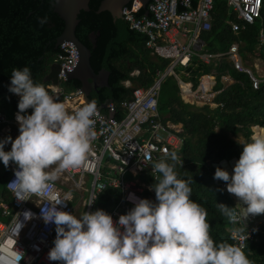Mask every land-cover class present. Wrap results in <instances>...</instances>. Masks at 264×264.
I'll return each mask as SVG.
<instances>
[{
    "label": "built area",
    "instance_id": "1",
    "mask_svg": "<svg viewBox=\"0 0 264 264\" xmlns=\"http://www.w3.org/2000/svg\"><path fill=\"white\" fill-rule=\"evenodd\" d=\"M227 1L237 12L236 20L227 21L235 33L246 29L261 16L263 0ZM143 8L140 0H132L122 9L123 19L132 30L146 36L147 48L158 58L168 60V67L165 71H156L155 80L149 87H134L131 97L126 100L119 103L107 100L102 106L95 101L97 111L93 118L95 137L91 142V154L80 168L62 172L65 182L55 180L47 192L20 193L26 200L18 199L16 165L10 163L11 173L5 181L10 200L0 199V264H60L48 259L54 246L55 225L45 224L40 216L41 208L47 206L48 195L54 194L60 201L67 197V201L58 207L77 216L85 211L103 209L114 221L134 207L132 197L154 201L151 187L140 175L145 171L156 175L152 165L165 158L166 153L175 152L181 162L184 144L183 125L165 121L159 110L162 84L168 75L176 78L185 102L212 107L219 105L215 98L224 90L216 89V86L219 67L225 62H230L232 69L239 73L248 74L253 88L258 89L264 82V71L259 74L254 66L245 64L239 42H233L225 51L206 50L202 33L211 29L214 0H198L196 5L193 0H150L146 8L148 13L139 16ZM261 41L264 42L263 34ZM60 51L58 95L66 109L74 112L93 100L82 87L68 92L61 87L62 82L69 81V73L78 65L80 51L72 41L61 43ZM195 59L214 65L211 73L199 77L197 84L184 81L176 71L178 66L189 67ZM137 74L138 70L132 73ZM221 81L234 82L228 69L221 74ZM124 84L133 87L130 80ZM17 112L0 108V139L11 136L14 140L19 135ZM118 113H121L120 117ZM10 148V143L5 145V150ZM221 185L227 190L225 182ZM108 188L119 190L121 198L112 206H103L99 199ZM147 192L150 193L146 195ZM234 198L236 208L232 212L236 219L231 222L236 227L230 229V233L237 246L243 249L248 239H258L255 234L263 230L264 215H249L245 220L246 208L237 197ZM93 199L96 200L87 205ZM25 212H31L32 218L25 219Z\"/></svg>",
    "mask_w": 264,
    "mask_h": 264
},
{
    "label": "trees",
    "instance_id": "2",
    "mask_svg": "<svg viewBox=\"0 0 264 264\" xmlns=\"http://www.w3.org/2000/svg\"><path fill=\"white\" fill-rule=\"evenodd\" d=\"M52 1L0 0V108L7 112L18 111L20 99L8 90L14 68L29 67L35 82L51 88L52 82L46 80V76L52 65L60 62L61 51L56 47V40L65 28V21L54 10ZM101 2L91 0L90 10L80 12L76 30L79 39L92 51L91 63L95 71H110L109 86L89 96L100 106L107 100L119 103L130 98L134 87H149L155 80L156 71H165L170 63L155 56L146 46V36L132 30L123 18L115 20L110 11L97 12ZM197 2L193 0L195 5ZM146 10L141 9L138 15H144ZM212 17L211 29L202 33L206 50H227L237 41L246 61L258 54L264 58V42L261 41L262 34L264 38V0L261 16L237 33L227 22L230 18L237 19V12L232 10L227 0H214ZM42 19H46V23L41 24ZM213 67V64L195 59L186 71L192 73L189 75L191 79H182L197 84L199 77L209 73ZM226 69L236 81L216 96L217 107L185 102L176 78L171 77V83L165 79L162 84L159 110L165 121L183 125L182 158L181 162H176L175 171L178 178L191 180L192 198L207 211L211 237L215 242L237 246L230 233L233 224L218 206L223 203L233 211L236 204L233 196L220 184L223 181L213 178L215 164L225 158L239 159L243 145L235 136L241 135L247 142L253 135H264V82L258 89L253 88L248 74L239 73L232 69L230 62H225L219 67L217 89L223 86L220 76ZM136 70L139 74L132 75ZM126 80H130L133 87L125 86ZM61 86L68 92L82 87V83L74 79L62 82ZM31 112L30 108L25 114ZM166 162L172 163L170 160ZM10 173L11 165L5 167L0 163L1 200H10L5 184ZM159 176V173L150 175L147 171L140 175L149 186L154 185L155 178L158 180ZM153 193L155 195L154 190ZM120 198L119 190L108 188L99 200L103 206H112ZM255 236L258 239H248L242 250L251 264H264V225Z\"/></svg>",
    "mask_w": 264,
    "mask_h": 264
},
{
    "label": "clouds",
    "instance_id": "3",
    "mask_svg": "<svg viewBox=\"0 0 264 264\" xmlns=\"http://www.w3.org/2000/svg\"><path fill=\"white\" fill-rule=\"evenodd\" d=\"M57 87L60 84L50 88L35 82L27 66L11 72L8 90L20 97L16 114L19 135L14 140L11 136L0 139V163L16 165L18 199L26 200L20 193L47 192L59 173L80 168L91 154L96 102L69 112ZM30 108L31 114H25ZM9 143L11 148L6 151ZM238 143L243 145L239 159L216 163L213 178L225 182L227 191L244 205L246 220L249 215L264 214V135ZM178 160L172 152L154 163L152 171L160 174L150 186L155 202L132 197L134 207L116 221L103 209L77 216L58 207L67 197L60 201L54 194L48 195L47 206L40 213L45 224L55 225L48 259L60 264H251L242 247L213 240L207 211L192 198L191 180L178 178ZM235 160L230 173L229 165ZM218 206L230 222L235 221L227 205ZM24 216L31 219L33 214L25 212Z\"/></svg>",
    "mask_w": 264,
    "mask_h": 264
},
{
    "label": "water",
    "instance_id": "4",
    "mask_svg": "<svg viewBox=\"0 0 264 264\" xmlns=\"http://www.w3.org/2000/svg\"><path fill=\"white\" fill-rule=\"evenodd\" d=\"M91 0H53L52 5L54 10L65 21V28L62 34L56 40V47L58 48L61 43L65 41H72L76 44L80 51V60L76 68L69 73V80L77 79L82 83V88L85 93L90 96L94 91H99L100 88L109 86L110 71L102 69L96 72L91 63L92 51L88 45L83 43L76 34L77 26L80 22L79 14L82 10H90ZM132 0H102L98 11H110L115 20L123 18L122 9L125 5L129 4ZM144 8L150 0H140ZM146 13L148 11L146 10ZM61 65L54 63L51 71L46 76V80L52 82L54 86L60 84L59 72Z\"/></svg>",
    "mask_w": 264,
    "mask_h": 264
},
{
    "label": "rangeland",
    "instance_id": "5",
    "mask_svg": "<svg viewBox=\"0 0 264 264\" xmlns=\"http://www.w3.org/2000/svg\"><path fill=\"white\" fill-rule=\"evenodd\" d=\"M247 62L251 66H254L255 70L258 69V73L259 74L263 73V71H264V59L263 58H261V57H253V58H250ZM176 71L179 72L180 77H183L184 79H191V77H189V78L186 77V73H187L186 71H189L188 68H184V67L178 66L176 68ZM190 74L192 75L191 72H190ZM171 77H174V76L173 75H168V77H166V81L168 83H171ZM253 131H254V134H255V128L254 127H253ZM235 138H239L242 142H245V138L243 136H241V135L240 136H235ZM50 171H51V169H50ZM56 181H58L59 183H63V182L66 181V179H65L64 175L62 174V172L58 174ZM148 194H149V192L146 193V195H148ZM151 195H154V194H151ZM154 201H155V198H154ZM262 215H264V214H262Z\"/></svg>",
    "mask_w": 264,
    "mask_h": 264
},
{
    "label": "crops",
    "instance_id": "6",
    "mask_svg": "<svg viewBox=\"0 0 264 264\" xmlns=\"http://www.w3.org/2000/svg\"><path fill=\"white\" fill-rule=\"evenodd\" d=\"M229 20H232V18H230ZM234 20H236V19H234ZM229 24V23H228ZM235 42H237V41H235ZM223 51H225V50H223ZM219 52V51H218ZM257 57H261V56H257ZM262 58V57H261ZM264 59V58H263ZM248 61V60H247ZM245 59H244V62H245V64H247V65H249L250 66V64H248V62H247ZM208 65H210V64H208ZM232 67V66H231ZM214 68V67H213ZM212 68V69H213ZM212 71V70H211ZM211 71L209 72V73H211ZM232 76V75H231ZM233 77V76H232ZM233 79H234V82L236 81L235 80V78L233 77ZM220 81H221V76H220ZM233 82V83H234ZM221 83L223 84V86H222V88H227V87H229L231 84H233V83H231V81L230 82H223V81H221ZM217 85H218V82H217ZM222 88H220V89H222ZM55 89H57V88H55ZM216 89H217V86H216ZM58 90V89H57ZM263 130H264V128H262ZM255 133H256V131H255ZM236 161L237 160H235V161H233V163L231 162L230 163V165H229V167H231V170H229V172L231 173L232 172V170H233V168H234V165H235V163H236ZM228 167V166H227Z\"/></svg>",
    "mask_w": 264,
    "mask_h": 264
},
{
    "label": "bare ground",
    "instance_id": "7",
    "mask_svg": "<svg viewBox=\"0 0 264 264\" xmlns=\"http://www.w3.org/2000/svg\"><path fill=\"white\" fill-rule=\"evenodd\" d=\"M186 88H188V87L186 86ZM57 89H58V90H57V93L59 94V93H60V89H59L58 87H57Z\"/></svg>",
    "mask_w": 264,
    "mask_h": 264
}]
</instances>
